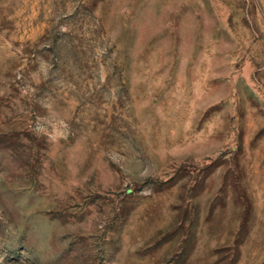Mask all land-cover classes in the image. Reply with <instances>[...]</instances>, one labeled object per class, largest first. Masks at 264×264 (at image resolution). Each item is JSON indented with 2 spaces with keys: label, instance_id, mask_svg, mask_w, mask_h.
I'll return each instance as SVG.
<instances>
[{
  "label": "rangeland",
  "instance_id": "obj_1",
  "mask_svg": "<svg viewBox=\"0 0 264 264\" xmlns=\"http://www.w3.org/2000/svg\"><path fill=\"white\" fill-rule=\"evenodd\" d=\"M0 264H264V0H0Z\"/></svg>",
  "mask_w": 264,
  "mask_h": 264
}]
</instances>
